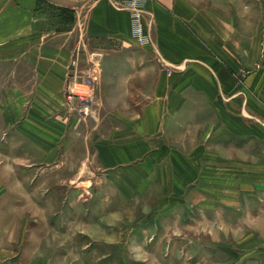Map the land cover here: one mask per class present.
<instances>
[{
  "label": "rangeland",
  "instance_id": "374dc122",
  "mask_svg": "<svg viewBox=\"0 0 264 264\" xmlns=\"http://www.w3.org/2000/svg\"><path fill=\"white\" fill-rule=\"evenodd\" d=\"M36 2L31 27L0 39V264H264V235L243 238L239 225L253 232L264 202L237 189L264 185V0H184L192 49L226 62L246 125L261 134L241 141L243 156L220 133L198 163L190 119L164 131L163 81L175 69L163 52L177 51L158 43L154 15L145 8L150 43L141 46L131 35L86 38L73 11ZM166 146L186 153L170 157L176 165L214 166L201 172L212 186L207 215L192 173L166 170ZM180 174L181 187H164Z\"/></svg>",
  "mask_w": 264,
  "mask_h": 264
},
{
  "label": "crops",
  "instance_id": "0c3cea01",
  "mask_svg": "<svg viewBox=\"0 0 264 264\" xmlns=\"http://www.w3.org/2000/svg\"><path fill=\"white\" fill-rule=\"evenodd\" d=\"M6 2L8 3L7 6ZM46 2L55 7L73 11L76 17L73 27L83 28L86 38L108 40L115 37L123 39L122 37L130 36V23L127 13L115 9L111 0H46ZM36 6V0H0V39L29 29L35 22ZM192 11V7L185 4L184 0H152L146 8L147 14L154 15L158 43L167 45L168 49L172 48L177 51L173 54L163 52L166 55H164V58L172 62L175 69L173 70L172 79L170 77L163 81L164 85L168 89L170 88V94L162 105L164 108L163 119L166 121L164 131H167L169 124L173 126L174 130H183L184 125L187 124L183 122L184 119H190L195 124L199 135L196 138L195 147L194 142L191 143V148L195 149L192 155L196 156L197 163L201 157L213 155L212 150L215 148L213 147V141L220 136H218L220 133H225L235 139L234 141L238 144L237 149L243 148L241 150L243 153H240L245 156L247 149L241 141H245V138H247L254 142L256 140L260 142L261 134L255 132V126H252L253 131H251V127L246 125L243 117L245 111L241 107L240 101L241 86L234 82L232 76L234 74L225 64L226 62L220 63L207 53H204L205 55L199 53L203 56L197 58L199 56L198 52L193 50L197 39L189 30L192 25H188V28L186 25L187 22L191 21L190 12ZM147 19L148 17L145 15V20ZM145 22L148 23V21ZM225 58L223 56L222 61H225ZM198 59L203 62H197ZM185 61H188L189 64H186ZM198 77H207V82H199ZM213 77H216L215 83ZM146 114H148L149 121L143 123L141 133L149 136L150 132H154L155 127L153 122L150 121L151 111H147ZM145 150L146 148L143 147L139 154ZM228 150L231 151L232 149L222 148L223 154H229ZM174 151L176 150L167 146L159 150L160 155L169 157L166 162V170H172L173 173L188 170L192 173V181H196L198 188L195 191L199 192L197 197L202 200L200 201L201 213L205 211V215H207L210 209L208 204L211 203L210 192L212 186L207 181L202 180L201 172H213L214 166L206 164L203 167L202 164L198 165L195 161L189 162L182 158H178L179 164L176 165L170 157L172 155L183 156L186 153H175ZM209 151L210 153H208ZM247 154L249 155V153ZM237 167L243 169L244 172L247 168L246 165H238ZM179 177L180 180H178V177L177 179L174 178V176L173 179H168L164 187H181L185 182V177L181 174ZM251 184H244L237 188L238 198L244 197L243 199L247 201L254 199L253 204L255 205L259 202L263 203L264 185L255 182L252 186ZM203 188L207 189L206 191L204 189V192L201 193ZM255 214L256 212L253 217L255 221L253 232L247 230L246 222L239 225L243 230L241 231L243 238L253 236L257 239V242H260V237L264 235V213L259 215L260 217ZM250 216L244 212H238L239 220L248 221L251 219ZM206 217L208 218V216ZM206 217L203 216V218Z\"/></svg>",
  "mask_w": 264,
  "mask_h": 264
},
{
  "label": "built area",
  "instance_id": "2783aa9c",
  "mask_svg": "<svg viewBox=\"0 0 264 264\" xmlns=\"http://www.w3.org/2000/svg\"><path fill=\"white\" fill-rule=\"evenodd\" d=\"M111 2L117 10L128 14L131 38L141 46L148 45L150 42L146 34L144 15L149 0H111Z\"/></svg>",
  "mask_w": 264,
  "mask_h": 264
}]
</instances>
